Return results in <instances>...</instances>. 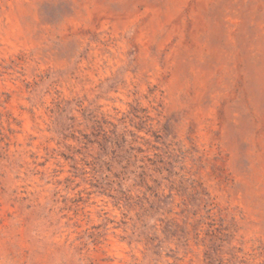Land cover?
I'll use <instances>...</instances> for the list:
<instances>
[{
  "label": "rangeland",
  "instance_id": "1",
  "mask_svg": "<svg viewBox=\"0 0 264 264\" xmlns=\"http://www.w3.org/2000/svg\"><path fill=\"white\" fill-rule=\"evenodd\" d=\"M0 264H264V0H0Z\"/></svg>",
  "mask_w": 264,
  "mask_h": 264
}]
</instances>
